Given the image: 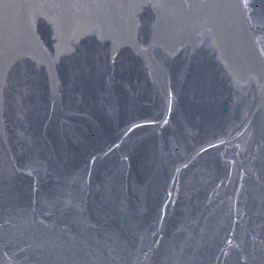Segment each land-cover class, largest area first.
<instances>
[{"label": "water", "instance_id": "water-1", "mask_svg": "<svg viewBox=\"0 0 264 264\" xmlns=\"http://www.w3.org/2000/svg\"><path fill=\"white\" fill-rule=\"evenodd\" d=\"M0 264H264V0H0Z\"/></svg>", "mask_w": 264, "mask_h": 264}]
</instances>
